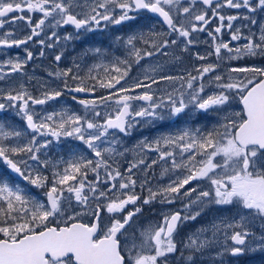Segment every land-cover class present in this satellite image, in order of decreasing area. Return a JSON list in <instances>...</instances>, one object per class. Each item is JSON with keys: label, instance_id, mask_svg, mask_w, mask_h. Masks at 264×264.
Returning <instances> with one entry per match:
<instances>
[{"label": "snow or ice", "instance_id": "6c2138e0", "mask_svg": "<svg viewBox=\"0 0 264 264\" xmlns=\"http://www.w3.org/2000/svg\"><path fill=\"white\" fill-rule=\"evenodd\" d=\"M185 2L188 6H183L181 0H84L83 3L78 0H0V29L6 24H18L21 21L31 29V35L23 39L12 38V31L3 33L0 36V47L12 48L27 44L41 34L50 19L54 21V24H49L50 27L72 25L78 31H93L108 24L120 25L134 19L131 12L147 10L162 18L169 30V39L159 41L156 39L158 34H150L147 39L143 35L129 37L126 41L128 55L137 64L145 57L167 56L170 44L175 46L179 43L182 45L181 51L187 52L196 43L193 34L198 32H207L213 48L206 55L197 53L195 58L198 60L203 61L207 56L215 55L218 61H222V50L229 60L264 55V26L258 37L255 33L244 36L240 28L233 30V21L240 19V16L221 14L225 7L244 8L249 13L257 10L264 12V0ZM197 2L206 6L204 10L195 11L194 5ZM74 8H80V11L74 12ZM25 12L29 15L25 16ZM35 13L41 14V18L33 25L32 14ZM213 20H218L219 24L209 30L208 26ZM250 23L255 24L256 21L250 20ZM225 27L231 31L229 42L219 40ZM172 36L176 38L172 39ZM53 38L57 41L61 39L55 31L48 37ZM63 39L70 40L72 37L67 35ZM138 39L143 40L152 51L142 53L134 43ZM242 39L246 43L230 46L231 41ZM39 43L44 45L45 40L41 39ZM32 58V52L27 51L25 60L16 58L0 62V79L22 72L24 65ZM60 59V55L55 57L56 61ZM119 63L125 66L124 69L114 64L111 72L116 75H111L106 68L107 79L90 75L88 78L94 81L92 84L73 74L71 69L50 73L65 79V89L92 95L91 99L77 101L85 110L83 116L63 111L47 113L34 119L37 114L30 110L29 105H43L60 97L62 91L46 92L42 98H34L21 85L20 91L0 93V99L7 101V104L0 103V112L6 108L18 109L19 114L26 119L27 127L32 130L31 138L26 143L12 144L11 139L20 137L21 132L6 130L0 124V161L31 185L41 189L47 187L44 193L46 199L41 201L24 195L18 185L0 181V264H158L160 258L176 251L173 234L178 225L200 215V212H196L194 215L182 216L181 211H176L163 216L158 227L142 226L128 232L134 218L142 211L136 206L141 196L135 192L137 181L133 178V170L151 168L158 161L169 164L162 171V176L168 173L176 175L181 171L185 175L182 178L176 176L166 187L156 191L148 186L147 179L142 181L139 187L141 190L147 188L149 193L143 198V204H150L157 196L162 197V203H174L186 185L194 180L207 179L210 189L199 191L196 199L190 200L182 211L205 202L237 204L253 217L264 219V68H231L227 82H224L225 77L216 75L212 82L218 91L205 97L202 95L205 93L203 81L207 74L216 70L217 64L199 65L195 69L197 75L189 72L187 78L157 76L156 73L162 69L159 66L150 68L148 71L152 75L146 72L143 80H137L126 87L122 81L126 82L131 64L127 59ZM232 73L244 75L232 76ZM69 76L76 81L75 87L67 84ZM177 81L179 89L166 92L163 97L155 95L159 88L152 89V85ZM98 89L107 90V94L97 97L95 93ZM137 89L143 91L133 94ZM231 96L239 99L242 111L224 118L225 122L220 125L222 132L213 129L202 134L199 130H185L179 136L159 138L155 146L144 142L143 149L156 151L158 160L145 165V161L140 159L130 163L124 173L109 162L116 150L110 146L105 147V139L116 132L127 135L134 126L133 121L162 119L159 110L165 108L171 116H178L189 106L205 112L211 108L220 110V106L228 104ZM72 99L76 100V96ZM135 101L143 102L138 110L133 107ZM113 104L115 107L109 110ZM101 108L103 112L98 110ZM48 136L56 140L74 137L91 151L94 158L75 156L66 162L62 170L50 165L47 160L41 161L39 153L52 142L44 139ZM111 143H117V139H112ZM166 149H178L180 159L177 160V152ZM17 156H27L28 159L17 161L14 159ZM217 158L220 162H215ZM29 160L44 169L52 167L51 180L34 170ZM21 165H24V170ZM90 174L93 177L91 180ZM197 191V188H191L183 195L190 197ZM129 205L132 210H127ZM104 210L110 214L108 224L102 223ZM85 216H90L92 222H84ZM244 220L245 217L241 216L236 224L227 225L228 228L242 229L233 231L230 236L233 242L232 255L244 252L249 236L253 235L244 226ZM212 228L215 237L219 228L216 225ZM206 231L201 229L195 238H189L187 247L201 250L212 243L207 237L200 239V235ZM260 239L264 241V236Z\"/></svg>", "mask_w": 264, "mask_h": 264}, {"label": "rangeland", "instance_id": "374dc122", "mask_svg": "<svg viewBox=\"0 0 264 264\" xmlns=\"http://www.w3.org/2000/svg\"><path fill=\"white\" fill-rule=\"evenodd\" d=\"M253 18H250L252 20ZM255 33V31H254ZM150 34H158L156 36V39L159 41H162L164 39H169V30L163 29L159 24L158 21L154 18H150L148 20V23L144 24L143 22H140V25L134 26L132 29V35L130 34L128 37L131 36H141L143 35L145 39L149 37ZM172 39H175V36L171 37ZM134 43L139 44V48L141 49L142 53L143 51H152L150 47H148L143 40H137ZM196 44V43H195ZM182 45H169L167 52V56H161V55H155L152 57H145L142 59L139 64L135 63L134 58H130L128 61L131 64V69L133 70V76L130 81L123 82V84L127 87L128 85H131L135 83L137 80H143L144 75L146 72L149 75H152L151 72L148 70L150 68H161V71H158L156 73L157 76L159 75H171L173 77L177 76H184L187 78V74L190 72L192 75H197V72H195V69L199 65H203L201 63V60L196 59V54L199 53L200 55H206L209 52H212L213 49L209 48L207 45L205 46H191L187 52L181 51ZM129 52L128 50H125L123 52L125 55ZM119 52L117 56L118 63L122 61L123 55ZM177 57L179 59H177ZM210 57V58H209ZM211 56H207L209 58L208 64H215L213 63ZM214 57H216L214 55ZM132 61V62H131ZM121 64V63H119ZM118 64V66H119ZM207 64V65H208ZM221 68H223V64L219 65ZM254 66V65H251ZM249 66V67H251ZM229 67V66H227ZM223 68V77H225V81L227 82L226 78L229 75V70L231 68ZM232 76H241L243 77L244 74H237L232 73ZM155 78V77H153ZM214 76L209 77L207 80L204 79L203 83L205 86L209 88L210 95L217 93V89L215 87V83L212 82ZM146 83L148 81H145ZM211 82V83H210ZM18 85L17 83H11L9 86H6V93L8 90H13V86ZM36 86L38 91H41L45 89L46 86H56L57 83H50V82H37L33 84ZM159 88V91L155 92V95L157 97H163V95L166 92L173 91L174 89H179V82H163L159 85H152V89L155 90ZM100 90V89H98ZM143 91V89H137L135 93L133 94H140ZM206 91V90H205ZM207 93V92H206ZM206 97V94L203 93ZM102 96V95H101ZM187 98V97H186ZM143 102L135 101L133 107L138 110V108L141 106ZM55 103L50 101L49 105H54ZM233 110V111H232ZM230 112L231 114L237 113L238 111L236 109H232ZM102 112L104 109L101 110ZM228 111V110H227ZM227 111H224L221 114L220 118L221 120L224 119V117L227 114ZM49 111L44 109H39V112H36L37 114L35 119H38L40 116H43L47 114ZM159 114L162 119H156V120H139V122L133 121L132 123L134 126L129 130L127 135L124 134H110L105 139V147H113L115 148V153H113L112 157L110 158V163L113 167H119V170L124 173L129 165L128 160L130 159V156L133 155V161H137L138 158H149V162L147 165H150L153 160H158V153L156 151H147L143 149L144 142H147L148 144H152L155 146V142L161 138V137H168V136H179L181 135L185 130L190 132H196L199 130L200 133L206 134L208 132L207 129H205L206 123H208L205 120L204 115H200V110H197L195 107L189 106V108L185 109V111L178 116H171L168 112V110L161 109L159 110ZM15 115L14 118H12ZM85 115V112L81 114V116ZM22 117L21 115H19ZM18 114L13 112V110H10L7 108L6 114H5V128L6 130H14L21 132L20 137L12 138L11 143L12 144H23L26 143L28 140H30L31 136L26 126H22L21 128L17 129L13 125L14 122L18 123V118H20ZM89 118H91V114L89 113ZM139 119V118H138ZM19 123H22L19 121ZM223 124L222 121L218 120L217 122L213 123L211 126L209 125V128L213 127L214 129H221L216 128L220 127V125ZM132 137V141L127 143L128 137ZM117 139V143L112 144V139ZM39 139V138H38ZM44 139L51 140L52 142L49 144V146L45 149H42L39 153L40 160L44 161L47 160L50 162V165H55L58 169L62 170L66 166V162L73 159L75 156L78 155H85L89 159H93L94 157L91 154L90 150L86 149V146L83 145V143L74 137H61L59 140H56L54 137L48 136ZM162 142V141H161ZM65 148H63V146ZM166 150H173L177 152V160L180 159L178 155V149H166ZM122 153V155H121ZM17 161L21 159L27 160V156H17L14 157ZM29 164L32 165L34 170H38L42 175L48 176L51 178L52 174V167H49L47 169H44L43 167L37 165L35 162L28 161ZM159 162V161H158ZM215 162H220L219 158ZM161 170L159 171L160 177L162 178L161 181H158V179L154 175H150L148 179L151 180V183L149 184L153 191H156L157 189H161L163 187H166L171 180L176 179V176L183 177L185 175V172L181 171L176 173V175H173L172 173H168L165 175H161L164 168L168 167L169 164L165 162H160ZM155 165V164H154ZM152 165V166H154ZM22 169L24 170V165H21ZM151 168H147L146 170H152ZM27 174V172H25ZM89 179H93L92 175H89ZM0 181H6L9 183V185H18L20 189L22 190L23 194L26 196H32L35 197L37 200H45L46 197L44 195L45 192L40 191L39 189H31L23 184H19L18 181H13L10 179V176H6L3 174L1 169V162H0ZM205 184L201 183L198 180L192 181L189 185H186L184 189L181 190V195L175 199L174 203H168L164 207V203L156 212L158 214V217L161 218L164 214H167L168 208L171 206H174L175 208L182 211L185 205L189 204L190 200H195L196 196L199 194V191L202 190V187H204ZM191 188H197L198 191L192 193L190 197L184 196L183 193L188 191ZM158 197V202L162 203V197ZM209 203L205 202L204 204L198 205L205 207ZM94 205V203H93ZM210 205V204H209ZM238 207V210L235 215L228 216V212L226 213L224 210V205H218L215 211V214L213 217L205 221V223L200 224L198 227H194L190 224V219L183 221L179 224L177 231L173 234V239L176 243V251L170 254H167L166 257L160 258L158 261V264H264V241H261L260 237L264 236V222L261 219H258L257 217L251 216L250 213H248L246 210H243L240 208L239 205L235 204ZM167 206V207H166ZM170 206V207H169ZM197 205H193L190 209L187 211H182L184 215H191L194 212L195 207H198ZM109 216L106 212V210L103 211L102 216V223L108 224L109 223ZM244 216V226L248 230H253V228L257 227L259 230L256 232L252 239L245 245V251L242 256L234 257L230 254L231 252V243L230 236L232 235L233 231L235 230H242L239 228L233 229L228 228L227 225L229 224H236L240 221V217ZM156 216L150 217L149 221L144 223V227L147 226H153L158 227L159 223L161 222L160 219ZM216 225L219 228V231L216 232L215 237H213V228L212 226ZM136 229H139L142 226H135ZM201 229H207L206 232L202 233L200 235V239L203 240L205 237H207L209 240L212 241V243L206 245L201 250H194L192 248L187 247L189 238H195L196 234L200 232ZM231 255V257L229 256ZM191 257V259H190Z\"/></svg>", "mask_w": 264, "mask_h": 264}, {"label": "flooded vegetation", "instance_id": "af4514ba", "mask_svg": "<svg viewBox=\"0 0 264 264\" xmlns=\"http://www.w3.org/2000/svg\"><path fill=\"white\" fill-rule=\"evenodd\" d=\"M79 3H83L84 0H78ZM181 4L183 6H188L185 0H181ZM206 6H203L202 4H199L198 2L194 5L195 11H202L204 10ZM74 12L80 11V8H74ZM119 15V12L116 13ZM221 14L225 16L229 15H238L241 18L233 21V30L235 28H240L242 34L244 36H248L250 33H254L258 37L260 34L261 27L264 26V12H261L257 10L255 13H249L246 9H230V8H223L221 10ZM25 16H28L29 13L25 12ZM131 16L134 17V19L125 21L121 23L120 25H113L108 24L106 27L102 26L98 29H95L93 31H84V30H76L74 26L72 25H63L60 27H50L49 24H54V21L50 19L49 22H46V25L44 27V30L41 32V34L38 37H33L31 41H29L25 45H21L19 47H12V48H3L0 47V62L7 61L9 59L15 60L16 58H19L20 60L26 59L27 51H31L33 54V58L31 60H28L27 63L23 67L22 72L18 73H12L10 75L4 76L2 79H0V93L6 94V86H9L11 83H17L18 85L13 86V90H8L15 92L20 91L21 85L24 86L28 90V92L34 97V98H42L43 95L46 92H52V91H62V95L60 97H57L54 100H49L43 105H29V108L32 112L36 113L39 112V109H46L49 112H63L67 111L69 113H76L78 115H81L85 112L83 106H81L77 101L79 99H91V94H84V93H74L64 88L65 79L63 77H56L54 75H50V73H55L57 71L63 72L64 70L71 69L73 74H77L81 78H84L85 81L88 84L94 83V81L90 80L88 77L90 75L93 76H99L101 78L107 79V75L105 73V69L107 68L109 70V73L111 75H116V73L111 72L112 65L118 66L117 56L119 52L123 55L125 50H128V47L126 45V41L129 38L128 36L132 35V29L136 25H140V22H143L144 24L148 23V20L150 18H154L158 21V24L163 28L166 29V25L162 22L161 19H157L155 15L147 10H141L139 12H131ZM209 15H211V12H209ZM243 17H249L253 18L252 20H255L256 23L252 24L250 23L249 19H244ZM41 18V14L35 13L32 14V23L33 25ZM103 24V22H102ZM219 24L218 20H213L211 25H209V30L214 28ZM12 31L14 33V36L12 38L14 39H23L28 35H31V29L27 26V24L23 21L19 22L18 24H6L3 29H0V36L3 35V33ZM55 31L57 35L61 38L59 41H57L55 38L48 39V37L51 35V33ZM71 35L72 39L70 40H64L63 37ZM231 38V31L228 30L226 27L222 31V33L219 36V40H222L224 42H229ZM45 40V44L41 45L39 43V40ZM193 39L196 41V44L194 46H205L207 45L209 48H212V40L207 35V32H198L193 34ZM246 43V40H240V41H231L230 46L236 47L239 45H242ZM51 44V47H48V45ZM179 44V43H178ZM136 47L139 48V44L135 43ZM181 45V44H179ZM99 50L98 52L96 50ZM41 52H43V55H41ZM57 55L61 56L60 61H56L55 57ZM222 56H224V59L222 61H218L214 55H212L211 59L212 62L217 64L218 67L216 70L212 73L207 74L205 79L207 80L209 77L221 75L223 76V68H236V67H249L251 65H254L256 67L264 68V55H257V56H247L240 59H227L226 54L222 50ZM210 58V57H209ZM201 61L203 65L208 64V59ZM123 60L127 59L130 60L128 53L123 55ZM132 62V61H131ZM223 64V68H221L219 65ZM119 67L121 69H124L123 64H119ZM91 70V71H90ZM5 72H7V68H5ZM196 72V71H195ZM133 76V70L130 69L129 75L126 78V82L130 81ZM209 80V79H208ZM214 80V78L212 79ZM37 82H50V83H57L56 86H46L45 89L38 91L36 86H34V83ZM124 81H122L123 83ZM67 84L70 87L76 86V81L72 80L71 76L67 78ZM205 94L210 95L209 88L205 86ZM207 92V93H206ZM107 90H97L95 95L97 97L101 95H106ZM76 96V100H73L72 97ZM50 101L54 102V105H49ZM0 103L7 104V101L0 99ZM115 105H111L110 109L114 108ZM192 108V106H191ZM10 110H13L16 115H21L22 117L18 118L19 121L22 123H16L14 122L13 125L17 129L21 128L22 126H26L25 124V118L22 114H19L18 109L15 108H9ZM236 109L238 112L242 111V105L239 102V99L235 96H231L228 104L226 106H220V110L216 108H211L208 111L200 110V115L205 116V120L208 122L205 125V129L209 131H212L214 128H209V125L211 126L213 123L217 122L218 120L222 121L223 123L225 120H221L220 116L224 111H227L226 116L232 117L231 110ZM99 111L102 110L98 109ZM6 110L0 112V124H3L5 126V114ZM233 111V110H232ZM225 116V117H226ZM15 115L12 117L14 118ZM224 117V118H225ZM35 119V117H34ZM220 128V127H216ZM219 130V129H218ZM219 131H223L221 128ZM115 134H122L116 132ZM133 139L132 137H128L127 143L131 142ZM63 148H65L64 145H62ZM85 155V150H84ZM133 155L130 156V159L128 160L129 164L133 162H137L142 158H138L137 161H133ZM15 159V158H14ZM145 161V165L148 164L149 158L143 159ZM1 162V161H0ZM161 163L158 162L154 166H152V170L147 171L145 167H140L133 170V178L137 181V186L135 189V192L137 195L141 196V200L137 202V207H140L142 211L134 218V221L132 223V226L128 229V232L131 233L136 229L135 226H143L144 223L149 221L150 217L156 216L158 217V214H156L157 210L161 208L163 203L158 202V197L153 200L150 204H143V198L148 196L147 188L144 190H141L139 187L140 183L147 179L149 181V184L151 183V180L148 179L150 175H154L158 181H161L162 178L160 177L159 171L161 170L160 167ZM22 167V166H21ZM1 169L4 175L8 176V169L7 165L4 162H1ZM10 176V175H9ZM11 177V176H10ZM90 177V176H89ZM13 181H17L10 178ZM51 178H49V181ZM201 183H204L205 186L202 187V190H209L210 189V182L207 179H201L198 180ZM19 184H23L31 189H39L42 192L47 191V187L41 189L38 187H35L29 183V181L25 182H18ZM50 186V183H49ZM150 187V185H148ZM168 204L167 202L164 203L165 205ZM94 206V205H93ZM217 204H208L205 207L198 206L195 207L194 212L191 215H194L196 212H200V215L196 216V218L190 219V224L193 225L195 228L198 227L200 224L205 223L208 219L214 216ZM167 207V206H166ZM170 207V206H169ZM127 210H132V206L129 205ZM224 210L227 213L228 216H233L236 214L238 207L235 204L232 205H224ZM168 212L165 215H170L171 213H174L176 211H180L179 209L175 208L174 206H171L168 208ZM181 215L184 216V213L181 211ZM103 216V211H102ZM162 216V217H163ZM252 216V215H251ZM162 217L159 218L160 221L162 220ZM258 219H261L259 216H256ZM84 222L91 223L92 218L90 216H85ZM264 222V219H261ZM179 226V225H178ZM264 226V224H263ZM178 229V227H177ZM176 229V231H177ZM258 228L255 227L253 230H249L253 235L258 232ZM175 231V232H176ZM174 232V233H175ZM249 236L246 244L252 239V236ZM233 246V242L231 243ZM245 247V246H244ZM231 254V252H230ZM244 252L238 255H232L234 257L242 256ZM231 255H229L231 257Z\"/></svg>", "mask_w": 264, "mask_h": 264}, {"label": "water", "instance_id": "95a60500", "mask_svg": "<svg viewBox=\"0 0 264 264\" xmlns=\"http://www.w3.org/2000/svg\"><path fill=\"white\" fill-rule=\"evenodd\" d=\"M155 16H157L159 19H161L162 20V18L161 17H159L157 14H154ZM26 124H27V121H26ZM29 129V128H28ZM31 130V129H30ZM8 170H9V172L11 173V175L13 176V177H15V178H17V179H19V180H22V181H24V179L22 178V177H20L18 174H16V173H14L11 169H9L8 168Z\"/></svg>", "mask_w": 264, "mask_h": 264}]
</instances>
